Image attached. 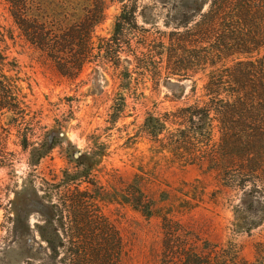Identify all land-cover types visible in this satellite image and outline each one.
Returning a JSON list of instances; mask_svg holds the SVG:
<instances>
[{
    "label": "rangeland",
    "instance_id": "1",
    "mask_svg": "<svg viewBox=\"0 0 264 264\" xmlns=\"http://www.w3.org/2000/svg\"><path fill=\"white\" fill-rule=\"evenodd\" d=\"M9 1L0 0V75L14 80L23 112L0 115V264H64L70 257L71 232L55 220L53 205L56 186L75 171L73 154L93 167L82 181L100 187L96 203L120 236L119 264H264V195L249 196L238 174L209 168L243 158L220 154L217 122L209 146L185 130L184 109L209 100L210 74L247 61L239 55L207 61L189 39L178 54L185 61L176 63L173 41L199 20L196 0H106L93 29L96 58L77 78L62 76L24 39ZM27 1L24 12L36 15ZM44 1L39 14L61 15L53 0ZM75 3L65 14L75 15ZM172 69L193 70L185 79L169 77ZM153 118L166 124L155 136L146 126ZM26 135L29 150L22 146ZM48 135L60 143L33 165L31 149ZM133 180L146 193L149 216L107 196ZM45 238L65 247L52 249Z\"/></svg>",
    "mask_w": 264,
    "mask_h": 264
},
{
    "label": "trees",
    "instance_id": "2",
    "mask_svg": "<svg viewBox=\"0 0 264 264\" xmlns=\"http://www.w3.org/2000/svg\"><path fill=\"white\" fill-rule=\"evenodd\" d=\"M30 1L37 8L36 15L24 12L27 7L24 0L9 1L21 35L62 76L79 77L87 64L96 58L93 56V29L103 21L106 0H76L75 15L72 16L65 14L64 9L72 7L75 0H53L52 7L60 9L61 15L51 17L39 14L46 3L44 0ZM194 4L199 20L194 21L192 27L186 24L187 34L173 41L171 51L178 60L176 63L185 61L178 54L187 51V47H181V44L190 43L189 39H194L199 53L205 54L207 61L210 56L221 60L234 55L246 56L247 61L210 74L204 87L208 102L184 109L187 113L184 116L189 120L185 124L186 133L199 135L201 140L198 143L209 146L213 140L214 122H217L221 134L220 154L231 160L235 157L243 160L240 164L213 161L209 168L225 175L238 174L240 179L236 183L242 190L249 187V196L264 195V54L255 56L264 49V0H196ZM117 41L118 38L113 37L110 42L116 45ZM103 48L99 44V49ZM108 55L106 59H111ZM191 70L172 69L169 77L186 79ZM14 84L11 77L0 75V115L2 112H23L20 93ZM196 117H199L198 121H194ZM146 126L155 136L165 129L166 124L153 118ZM183 138L188 137L184 134ZM59 143L58 136L50 138L48 135L40 147L31 149V156L36 158L32 164L37 165ZM22 146L25 150L30 148L27 135ZM79 159L71 155L70 162L75 171L72 174L67 171L66 181L56 186L58 198L53 205L55 220L71 232L70 257L64 264H119L120 236L96 203L100 198L97 193L100 187L97 183L82 181L92 176L93 167L80 163ZM83 183L91 184L93 189H82ZM62 187L65 189L61 190ZM145 194L141 184L133 180L125 183L120 191L113 188L107 196H119L123 203L149 216L152 209L145 201ZM55 232L57 235L58 230ZM45 241L52 249L65 247L63 242L57 245L52 239L45 238Z\"/></svg>",
    "mask_w": 264,
    "mask_h": 264
}]
</instances>
